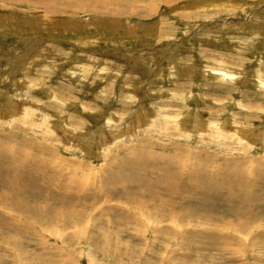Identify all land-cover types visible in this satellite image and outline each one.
I'll list each match as a JSON object with an SVG mask.
<instances>
[{"label": "rangeland", "instance_id": "obj_1", "mask_svg": "<svg viewBox=\"0 0 264 264\" xmlns=\"http://www.w3.org/2000/svg\"><path fill=\"white\" fill-rule=\"evenodd\" d=\"M0 141V264H264V0H0Z\"/></svg>", "mask_w": 264, "mask_h": 264}, {"label": "bare ground", "instance_id": "obj_2", "mask_svg": "<svg viewBox=\"0 0 264 264\" xmlns=\"http://www.w3.org/2000/svg\"><path fill=\"white\" fill-rule=\"evenodd\" d=\"M16 115H18V114L16 113ZM13 116L15 117V115H13ZM14 117H12V118H14ZM0 144H1V141H0ZM1 145H2V144H1ZM1 147H2V146H1ZM1 147H0V150H1ZM12 154H13V153H12ZM15 164H16V163H15ZM16 165H17V164H16ZM0 167H3V166L0 165ZM15 168L17 169V166H16ZM34 169H35V168H34ZM2 170H3V169H2ZM27 170H28V169H27ZM172 173L174 174V172H172ZM176 173H178V171H176ZM173 174L170 175V176H175V175H173ZM175 177H176V176H175ZM17 179H19V177H17V178L13 181V184H14V182H15V184H14V186H13L12 188H10L11 191L13 192V195H14L13 197H15V198H13V200H12V202H11L12 205H13V204H17V203H23V202L26 201V200H23L22 198H20V197L17 195L18 192H17L16 190L19 189V188L21 187V185L18 186V185L16 184V182L19 181V180H17ZM229 180H230V179H229ZM226 181H227V180H226ZM233 181H234V179H233ZM25 182H26V181L22 180V183H23L22 185H23V186H26L27 182H26V184H25ZM18 183H19V182H18ZM218 184H219V183H218ZM203 185H207V184H206V183H203ZM29 186H30V185H29ZM170 186H171L172 189L174 188V187H173L174 184H171ZM16 187H17V188H16ZM10 189H9V190H10ZM15 191H16V192H15ZM204 196H205V195H204ZM26 202H27V201H26ZM26 202H25V203H26ZM165 202H166V201H165ZM24 209H25V208H24ZM168 214H169V213H168Z\"/></svg>", "mask_w": 264, "mask_h": 264}]
</instances>
